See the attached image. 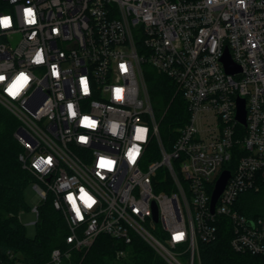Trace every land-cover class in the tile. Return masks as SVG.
<instances>
[{
	"label": "built area",
	"instance_id": "1",
	"mask_svg": "<svg viewBox=\"0 0 264 264\" xmlns=\"http://www.w3.org/2000/svg\"><path fill=\"white\" fill-rule=\"evenodd\" d=\"M26 7L35 9L36 25L25 24ZM4 15L13 27L0 29L6 77L0 103L18 122L13 137L22 148L19 162L34 178L32 211L38 218V206L50 196L68 233L50 264H72L73 252L100 235L124 244L136 236L168 264H183V255L187 264H199L198 243L216 238L220 219L230 224L234 251L264 256V0H0ZM41 49L45 62L37 65ZM225 50L238 72L225 71ZM148 67L169 80L183 103L165 145L146 90ZM20 72L32 79L13 100L5 88ZM81 77L88 79V95ZM117 87L124 89L122 101L114 99ZM238 99L245 124L236 119ZM85 115L98 122L95 130L81 127ZM138 126L147 127V142L130 165L125 153L140 143ZM81 135L87 144L78 142ZM48 156L51 165L39 159ZM100 158L114 159L115 170L98 169ZM223 172L229 178L212 209ZM80 186L98 201L91 210L81 205L83 221L65 201ZM250 195L258 197L255 206ZM246 209L260 214L248 217L241 213ZM158 229L159 237L152 232ZM180 232L185 238L173 243ZM0 264L27 263L7 251Z\"/></svg>",
	"mask_w": 264,
	"mask_h": 264
},
{
	"label": "trees",
	"instance_id": "2",
	"mask_svg": "<svg viewBox=\"0 0 264 264\" xmlns=\"http://www.w3.org/2000/svg\"><path fill=\"white\" fill-rule=\"evenodd\" d=\"M145 84L160 139L165 145L172 130L178 126L183 114V103L178 94L174 96L169 80L149 67L145 70ZM17 126L16 118L0 105V260L7 251H12L20 255L27 264H50L51 251L65 247L67 228L61 214L53 209L51 197L48 196L38 206L35 236L28 238L25 234V226L18 216L27 208L24 191L33 183L34 178L18 160L22 148L13 137ZM151 146L155 157V142ZM250 198L255 206L258 197L250 195ZM241 213L248 217L260 214L251 212V209ZM231 237L229 222L220 219L217 222L216 238L210 242L198 243L199 264H264V256L234 251L230 245ZM118 251L125 253L120 259L115 256ZM72 264L168 263L139 237L134 236L130 244H124L100 235L89 248L73 252Z\"/></svg>",
	"mask_w": 264,
	"mask_h": 264
},
{
	"label": "clouds",
	"instance_id": "3",
	"mask_svg": "<svg viewBox=\"0 0 264 264\" xmlns=\"http://www.w3.org/2000/svg\"><path fill=\"white\" fill-rule=\"evenodd\" d=\"M239 4L243 5L244 0H239ZM22 11H23V17H24V21L26 25L31 26V25L37 24V15L33 7H26ZM12 27H13V21L10 15L0 16V29H10ZM54 32L58 34V29H55ZM35 35H36L35 33L32 34L33 37ZM44 62H45V59H44L43 50L42 49L38 50L34 56L33 63L40 65V64H43ZM121 66H123V68ZM119 67L122 73L128 71V67L126 63H121ZM51 71H52L53 76L57 78L59 77V71L55 64L51 66ZM5 79L6 77L0 74V82L5 81ZM31 79L32 77L25 72L18 73L14 77V79L10 83L7 84L5 88V93L13 100L17 99L21 95V93L26 89V87L29 85ZM80 83L82 86L83 94L88 95L89 94L88 79L86 77H81ZM123 92H124L123 88H120V87L114 88V99L116 101H122ZM67 109H68V113L70 117H73V118L76 117L77 113L74 110V106L72 103H69L67 105ZM80 123H81V127L92 129V130H95L98 126V122L93 120L91 117L87 115L82 117ZM147 133H148L147 127L138 126L135 129L134 141L140 142V143H133L127 149L125 153V158L130 165H135L139 156L141 155L142 147L140 145L142 143L147 142ZM88 139L89 138L87 136L81 135L78 137V142L87 144ZM39 159L47 165H51L53 161V158L51 156H48L47 158L41 157ZM115 166H116V161L114 159H110V158H100L99 159L98 169L100 170H107L108 172H112L115 170ZM34 167H37V169L40 170L39 163L34 164ZM97 176L100 179L105 178L101 174L100 171H97ZM65 201L68 203V205L70 206V210L75 213V217L79 221H83L84 219V216L81 212V205L83 206V208L87 210H91L98 203L95 196H93L84 186L79 187L78 193L68 192L67 195L65 196ZM178 234H182V236H178ZM184 238H185V233L183 232L173 233V236H172L173 243L182 242Z\"/></svg>",
	"mask_w": 264,
	"mask_h": 264
},
{
	"label": "rangeland",
	"instance_id": "4",
	"mask_svg": "<svg viewBox=\"0 0 264 264\" xmlns=\"http://www.w3.org/2000/svg\"><path fill=\"white\" fill-rule=\"evenodd\" d=\"M0 105H2L5 109H7L2 103H0ZM168 133H169V130H168ZM147 165H148V162L143 165L142 169L146 170ZM161 172L163 173L164 170H162ZM24 198H25V204H26L27 208L22 210V212H20L19 220H20L21 224L25 226L26 236L28 238H32L36 234L35 222L37 220L36 214L32 211V207L34 206V198H35V192L33 190L32 183L26 187V189L24 191ZM159 231H160V229L152 231V232L155 236L159 237V235H158ZM178 258L180 259V261L183 264H187V256L186 255H183V256L178 257ZM194 264H198V262L195 261Z\"/></svg>",
	"mask_w": 264,
	"mask_h": 264
},
{
	"label": "water",
	"instance_id": "5",
	"mask_svg": "<svg viewBox=\"0 0 264 264\" xmlns=\"http://www.w3.org/2000/svg\"><path fill=\"white\" fill-rule=\"evenodd\" d=\"M221 62H222L224 69L227 73L233 74V73H236L239 71L238 67L231 62L230 57L227 53V50H225V52L221 58ZM236 119L240 123L245 124L244 101L240 100V99L237 100ZM228 178H229V173L223 172L220 175L219 179L217 180L214 191L212 193V197H211V208L212 209H213L216 201L218 200L220 194L222 193L224 186H225V183H226ZM153 220L157 221L156 209H154V212H153Z\"/></svg>",
	"mask_w": 264,
	"mask_h": 264
},
{
	"label": "snow or ice",
	"instance_id": "6",
	"mask_svg": "<svg viewBox=\"0 0 264 264\" xmlns=\"http://www.w3.org/2000/svg\"><path fill=\"white\" fill-rule=\"evenodd\" d=\"M122 68H123V66H121ZM117 91H119V90H117ZM178 236H182V234H178Z\"/></svg>",
	"mask_w": 264,
	"mask_h": 264
}]
</instances>
